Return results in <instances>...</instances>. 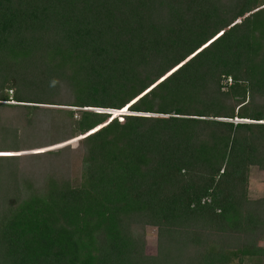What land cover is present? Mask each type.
Listing matches in <instances>:
<instances>
[{"label":"trees","instance_id":"obj_1","mask_svg":"<svg viewBox=\"0 0 264 264\" xmlns=\"http://www.w3.org/2000/svg\"><path fill=\"white\" fill-rule=\"evenodd\" d=\"M0 154V264H264V0H0Z\"/></svg>","mask_w":264,"mask_h":264},{"label":"rangeland","instance_id":"obj_2","mask_svg":"<svg viewBox=\"0 0 264 264\" xmlns=\"http://www.w3.org/2000/svg\"><path fill=\"white\" fill-rule=\"evenodd\" d=\"M48 107H51V109H53L52 106H48ZM54 107H56L54 109L63 108V107H59V106H54ZM40 108H46V105L44 107H40ZM63 110H65V109L63 108ZM71 111L74 113L77 110L75 108H72ZM77 142H78L77 138H76V140H74V142H72V143L70 142L69 146L71 147V149L77 148ZM60 144L58 143L57 145L59 146ZM55 146L56 145H52V146H48L47 148L44 147V148H39V149H35V150L36 151H42V150L44 151V150H48L51 148L53 149V147L56 148ZM35 150H28L26 152H31V151H35ZM74 154H75V158L78 160L79 155L77 153H74ZM248 183H249L248 184L249 195L251 197H256V196L260 195V193L262 191V184H261L260 175L257 172L253 171L250 173L249 178H248ZM259 244L263 245L264 240L261 239ZM144 249H145V252L149 253V254H152L155 250V229L154 228L146 227V229H145V247H144ZM231 264H235V261L232 262Z\"/></svg>","mask_w":264,"mask_h":264},{"label":"built area","instance_id":"obj_3","mask_svg":"<svg viewBox=\"0 0 264 264\" xmlns=\"http://www.w3.org/2000/svg\"><path fill=\"white\" fill-rule=\"evenodd\" d=\"M226 82H227V83H229V82H230V79H229V78H227V79H226Z\"/></svg>","mask_w":264,"mask_h":264},{"label":"water","instance_id":"obj_4","mask_svg":"<svg viewBox=\"0 0 264 264\" xmlns=\"http://www.w3.org/2000/svg\"><path fill=\"white\" fill-rule=\"evenodd\" d=\"M114 112H117V113H119L120 111H114Z\"/></svg>","mask_w":264,"mask_h":264},{"label":"clouds","instance_id":"obj_5","mask_svg":"<svg viewBox=\"0 0 264 264\" xmlns=\"http://www.w3.org/2000/svg\"><path fill=\"white\" fill-rule=\"evenodd\" d=\"M235 122H236V120H235Z\"/></svg>","mask_w":264,"mask_h":264},{"label":"snow or ice","instance_id":"obj_6","mask_svg":"<svg viewBox=\"0 0 264 264\" xmlns=\"http://www.w3.org/2000/svg\"><path fill=\"white\" fill-rule=\"evenodd\" d=\"M0 155H2V154H0Z\"/></svg>","mask_w":264,"mask_h":264}]
</instances>
